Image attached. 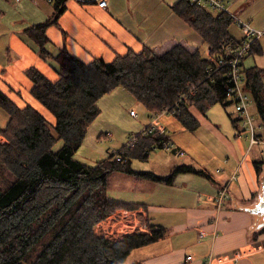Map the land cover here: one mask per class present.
I'll return each mask as SVG.
<instances>
[{"label": "trees", "instance_id": "trees-1", "mask_svg": "<svg viewBox=\"0 0 264 264\" xmlns=\"http://www.w3.org/2000/svg\"><path fill=\"white\" fill-rule=\"evenodd\" d=\"M66 1L50 0V17L25 29L38 44L40 55L53 61L57 73L51 80L34 65L25 70L33 81L31 93L55 122L31 104L17 105L0 90V111L6 116L0 128V264H145L128 261L129 255L163 236L162 226L147 224L152 234L105 236L94 231L111 213L135 206L109 199L111 174L165 183H173L181 172L212 177L193 163L175 165L164 176L135 170L131 157L145 159L150 150L162 147L163 136L156 132L141 134L133 148H126L125 161L115 159V152L95 165L76 159V150L101 111L98 100L122 85L151 115L176 107L174 114L195 129L197 122L189 105L197 103L202 110L216 101L226 105L230 82L224 69L209 78L208 58L182 44L163 53L145 45L140 52L130 50L112 61L94 57L86 62L66 46L52 54L46 47V29L58 23ZM172 8L197 30L214 54L224 39L232 37L229 26L234 16L228 11H213L192 0H178ZM244 72L245 87L264 119V68L250 67ZM192 86L194 94L189 92ZM60 140L62 145L56 149ZM257 168L261 171L258 163Z\"/></svg>", "mask_w": 264, "mask_h": 264}, {"label": "crops", "instance_id": "crops-1", "mask_svg": "<svg viewBox=\"0 0 264 264\" xmlns=\"http://www.w3.org/2000/svg\"><path fill=\"white\" fill-rule=\"evenodd\" d=\"M106 1V5L101 6L99 0H67L58 23L46 29L47 49L57 54L66 46L73 55L89 62L94 57L112 61L130 50L140 52L145 45L163 53L176 44L184 45L189 51H200L206 44L203 37L173 10L178 0ZM52 12L50 0H0V90L21 107L33 105L54 123L55 117L31 93L33 81L25 73L34 65L49 79L57 78L53 61L40 55L38 44L25 31L30 25L47 20ZM229 12L264 29V0H232ZM232 38L242 40L244 37L238 39L232 35ZM207 51V56L200 52L207 58L218 52L214 54L209 45ZM250 67L264 68V36L253 41L243 60L244 89V70ZM133 101L141 103L120 85L102 95L98 101L101 108L98 117L103 119L99 120L96 134L112 137L113 130L120 127L117 111L122 104ZM227 102L226 106L235 103ZM210 106L202 110L197 103L189 105L197 122L195 129L175 114L161 116L157 122L170 132L172 150L186 153L184 156L189 162L183 163L205 169L211 179L193 172H181L173 183L136 179L126 174L110 182L109 199L135 205L134 208L142 210L146 224H154L156 228L162 226L165 230L163 236L133 249L131 261L205 264L211 259L213 264H264V214L243 209L244 206H257L263 197L264 119L252 110L254 134L259 138L253 143L252 131L241 124L239 118L231 112L208 115L206 111ZM152 118L150 112L147 119L137 118V130L144 128ZM5 121L6 116L0 111V128ZM56 145L58 149L61 140ZM112 152L104 153L101 159L97 157L93 163L77 158L76 152L74 157L87 165H95ZM90 153L95 150L90 149ZM225 186L229 198L218 205L216 195Z\"/></svg>", "mask_w": 264, "mask_h": 264}, {"label": "rangeland", "instance_id": "rangeland-1", "mask_svg": "<svg viewBox=\"0 0 264 264\" xmlns=\"http://www.w3.org/2000/svg\"><path fill=\"white\" fill-rule=\"evenodd\" d=\"M227 1H229V2H227ZM227 1H225V2L229 6V10H230V1H232V0H227ZM193 2H198V1H193ZM198 3H201V2H198ZM201 4L207 8L205 3H201ZM208 8H210L213 11H219V10H215L214 8L212 9L211 7H208ZM238 19H242V18L234 16V22L229 26V31H230L231 35H233L234 37L239 39V38L245 37V34L237 22ZM251 24L253 25L252 22H251ZM227 38L233 39L232 37H227ZM233 40H236V39H233ZM200 51L202 52L203 55L207 56V54H208L207 45L204 44L200 48ZM210 56H209L208 60L210 59ZM51 80H55L54 76ZM120 86H122V85H120ZM244 91H245V94L248 96V109H249L250 114L253 116L252 110L253 111L256 110V112L259 114V112L257 111V106H256V103L254 101V98L252 97V94L250 93V91L248 89H244ZM134 102L135 101H133L131 103L122 104L120 109L117 111V115L119 117V120L117 123L120 125V127H117L113 130V136L112 137L108 138L104 133H101V134L97 133L96 134V129L98 128V125L100 124L99 120L103 119V117H98L99 116L98 115L97 116L98 119H96L97 118L96 117L95 118L96 120H94L91 123V125L89 126V129H88L87 134H86L87 137L85 136L86 139L84 138L82 144L79 146L80 148L78 147L79 149L76 150L75 155L77 156V158L93 163V162H95V159L97 157H98V159H101L103 157L104 153L114 151L115 152L114 158L116 159V154L118 153V151H122V149L125 148V145H126L127 141L129 140L130 136L134 132H140L141 131L142 128L139 130H137L138 128H136L137 127V125L135 123L136 119L137 118L147 119L149 116V111L146 109V107L142 103H140V105H138ZM101 104H102V102H101ZM130 109L135 110V112L137 113V117L131 116ZM175 112H176V107H173V109L165 108L164 110H161L160 112L152 115L153 118L146 125V127L149 131L151 129L152 133L156 132L158 135L163 136V139L161 140V146L162 147H156L155 149H153L150 152L149 157L145 158V159H141L138 157H131L132 158V167L135 170H150V171H152L158 175L164 176V175L169 174L170 171L172 170V168L174 167V165H176L177 163L189 162L188 158L184 156V154H186L185 152L184 153H175L172 150L174 144L171 143L172 139L169 137L167 131L163 132L160 129H153L152 128L153 125L158 124L157 118H159L161 116H171ZM228 112H231L233 115H235L237 118H239V122L241 124H244V126L246 128H248V125L245 124L246 118L241 114L239 109L236 107V104L233 102L226 106V105H223L220 101H216L206 111V113L208 115L213 114V116L214 115L216 116L217 113H219V114L225 113L226 114ZM100 113H101V111H100ZM256 117L258 118V115H256ZM253 123L255 124V120H253ZM132 127H133V129H132ZM139 136H141V134ZM138 140H139V138H138ZM167 143H168V146H167ZM95 146L98 149H96ZM127 147L128 146H126V148ZM56 149H57V147H56ZM90 149H94L95 153H90ZM125 152H126V149H125ZM124 156H125V158H124ZM123 158H124L123 161H125L127 159L126 155L123 154ZM118 161H120V160H118ZM123 176H124V174H122V173H114V174L112 173L111 176L109 177V180H108L109 186H110V182L115 181V180H120V178H122ZM228 198H226V199H228ZM122 209H135V210H139L140 212H142V210H140L139 208H134V207H122ZM118 210H116L115 212H117ZM148 229H149L148 232L152 234V230L149 227H148ZM94 231H95V228H94ZM131 257L132 256L130 255V259L128 261L132 260Z\"/></svg>", "mask_w": 264, "mask_h": 264}, {"label": "built area", "instance_id": "built-area-1", "mask_svg": "<svg viewBox=\"0 0 264 264\" xmlns=\"http://www.w3.org/2000/svg\"><path fill=\"white\" fill-rule=\"evenodd\" d=\"M214 8L215 10L228 11L229 6L226 4V0H193ZM228 2V1H227ZM101 6H105L106 0H99L98 2ZM238 24L242 28L245 37L242 40H233L231 38H226L222 41L218 47V52L216 55L210 56L209 64L207 67V75L209 78L213 79L214 74L224 69L227 80L230 82L226 90V100L234 101L241 114L246 118L245 124L252 131V142L259 141V138L254 134L253 127V116L250 114L248 109V96L242 86V64L246 54L250 51L251 45L254 39L264 36V29L256 28L251 24L248 19H238ZM190 93H195V87L189 91ZM131 114L137 115L134 109L130 111ZM153 129H160L161 131H167V129L157 125L152 126ZM151 133L145 126L140 132L133 133L129 140L127 141L125 148L122 151H118L116 154V159L123 161V154L125 155L126 146H134L139 138L140 134ZM169 135V131H167ZM173 144V142L171 141ZM168 146V143H167ZM229 197L228 188L225 186L219 189L216 195V202L218 205L222 204L226 198ZM142 212L135 209H119L117 212H113L108 215L105 219L99 221L95 225V231L98 234H103L105 236H122L134 232H148V226L142 218ZM203 235V233H202ZM192 258V256H188ZM205 264H213L211 259H209Z\"/></svg>", "mask_w": 264, "mask_h": 264}, {"label": "water", "instance_id": "water-1", "mask_svg": "<svg viewBox=\"0 0 264 264\" xmlns=\"http://www.w3.org/2000/svg\"><path fill=\"white\" fill-rule=\"evenodd\" d=\"M263 173H264V167H263ZM244 210H247V211H252L258 215H262L264 214V190H263V197L262 199L260 200L259 204L257 206H254V207H247V206H244L243 207Z\"/></svg>", "mask_w": 264, "mask_h": 264}]
</instances>
